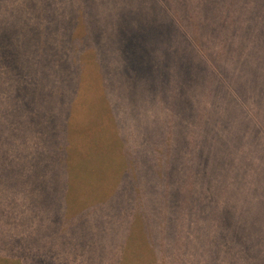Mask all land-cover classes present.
Returning a JSON list of instances; mask_svg holds the SVG:
<instances>
[{
  "label": "trees",
  "instance_id": "trees-1",
  "mask_svg": "<svg viewBox=\"0 0 264 264\" xmlns=\"http://www.w3.org/2000/svg\"><path fill=\"white\" fill-rule=\"evenodd\" d=\"M93 117L101 128L85 129ZM110 121L115 146L100 139ZM38 128L65 138L61 223L105 229L106 255L264 264V0H0V142ZM86 176L95 194L112 188L78 210Z\"/></svg>",
  "mask_w": 264,
  "mask_h": 264
},
{
  "label": "rangeland",
  "instance_id": "rangeland-1",
  "mask_svg": "<svg viewBox=\"0 0 264 264\" xmlns=\"http://www.w3.org/2000/svg\"><path fill=\"white\" fill-rule=\"evenodd\" d=\"M83 12V10H77V16H82L83 18ZM80 24H84L82 19ZM88 25L82 27L83 32L85 33L89 30L90 33H94L92 28L88 29ZM38 29L49 32V30L41 24ZM99 31L100 29L98 28L96 32ZM50 32L52 34L51 36H55L57 33L56 30H51ZM56 46L61 47L62 45L60 43H56ZM92 60V54L88 53L82 61L84 71L81 78L82 82L80 91L85 93L84 97L88 96L85 102L89 103V105V97L92 99V94L94 96L102 97L99 87L100 83L96 77L95 67L92 65ZM84 97L82 96V98ZM103 104L104 108L101 106V109L106 111L105 102ZM85 107V104H83V110L79 112V115H83L82 112L89 111L88 109H85ZM104 114H106L104 117L108 116L107 111ZM84 120H86V118ZM110 122L111 123L107 125L105 137L103 138V133L100 135L101 141H107L109 145L113 144L112 142L115 140L113 137V125H115V123L112 121ZM90 123L91 125H86L87 127L85 126V129L90 128V130H93L92 127L94 126L95 128H101L97 124L99 122L94 117L93 119L88 120L87 124ZM110 127L112 132L110 131ZM80 128L82 132L84 129L83 125H81ZM20 145L21 144H10L8 147L7 145H4V142H0V155H4L2 158L10 156L11 154L15 155V151L17 152V148H19ZM116 147L117 154L115 156L111 155L113 160H119L121 157L119 156V152H121L120 144H117ZM76 150L81 153V151H84L85 148L81 149L79 142L76 141ZM83 153L81 154V157L86 159V154L85 152ZM3 165L6 167L10 166L2 162L1 159L0 173L9 174L8 170L5 169ZM106 170H108L107 167L105 168V171ZM196 173L199 176L197 179L202 181L203 167L199 166ZM89 175H91V171H89ZM13 180L19 182L22 178L18 177ZM105 182L108 190L103 191L101 195L95 194V182H93L90 178L88 179V176L84 177L79 191L80 195H83V198L87 199V202L90 203L79 205L78 210L88 207L92 202L101 201L103 195L109 192L112 188L109 180H105ZM70 183L78 184V181L70 180ZM117 185L118 184H114L113 189H116ZM73 187L76 192L78 185H73ZM179 190L181 191L183 189ZM3 191V189L0 190V264H240L234 259L233 255H151L150 253L146 255L144 253L140 254L136 249L140 254L138 255L137 252H134V245L129 248L130 250H126V255H114V251H112L110 255H106V250H103V247H99L100 241L103 243L102 238H106V230L103 228L104 230L102 231L100 227L97 228L96 224L92 221H89V223L84 222L82 225L77 226L76 237H72L71 239L70 254H68V241H66V247H64L62 242L59 244V247L55 246L57 247V250L54 253L46 254L44 251L45 247L34 241V229L32 228L29 217L27 216L28 214L30 215V213L26 210V206L22 204L20 195L16 196L10 194V196H8L7 194H2ZM93 191L94 193H92ZM91 193L92 195L94 194L93 197H91ZM185 195H188L187 189H185ZM34 199L37 200V198ZM40 199L41 197L38 198L39 202H36L39 209L42 201V199L41 201ZM23 208H25V211H23ZM63 215L64 214H62V216ZM68 227H70V233L73 235V225H68L65 228L69 230ZM36 230L39 232V236L36 237L40 238L42 229L40 231L39 228H36L35 231ZM240 262L247 264L246 261Z\"/></svg>",
  "mask_w": 264,
  "mask_h": 264
},
{
  "label": "crops",
  "instance_id": "crops-1",
  "mask_svg": "<svg viewBox=\"0 0 264 264\" xmlns=\"http://www.w3.org/2000/svg\"><path fill=\"white\" fill-rule=\"evenodd\" d=\"M57 118H63L65 111L62 109ZM33 116V115H32ZM50 133V132H49ZM45 134L39 129L31 133V137L25 142L4 143L8 147L10 144H21L15 151V155L5 156L0 155V162H4L9 167H5L9 174L0 173V190L2 194L20 195L22 204L26 206V210L30 213L27 216L34 229V241L45 247L46 254L54 253L63 242L64 247L67 246L68 254L71 253V238L76 237V229L74 227L73 235L65 227L71 225L61 223L63 197L65 196L66 177L62 172V161L59 156V147L62 146L65 138L63 135L56 134L52 137L50 134ZM54 147L57 154L56 160H53V155H45L47 148ZM52 147V148H53ZM58 158V160H57ZM15 169V170H14ZM10 175V176H7ZM22 178L21 181H14L15 178ZM41 197L40 209L36 202ZM26 198V200H25ZM34 198H37L35 200ZM25 211V208H23ZM29 227V225H28ZM39 228L42 233L35 229ZM66 229L62 231L61 229ZM47 248V249H46Z\"/></svg>",
  "mask_w": 264,
  "mask_h": 264
}]
</instances>
